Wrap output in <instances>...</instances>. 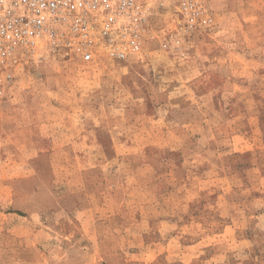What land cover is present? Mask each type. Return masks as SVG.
<instances>
[{"label":"rangeland","instance_id":"obj_1","mask_svg":"<svg viewBox=\"0 0 264 264\" xmlns=\"http://www.w3.org/2000/svg\"><path fill=\"white\" fill-rule=\"evenodd\" d=\"M213 9L175 48L156 4L126 61L17 53L0 264H264V0Z\"/></svg>","mask_w":264,"mask_h":264},{"label":"built area","instance_id":"obj_2","mask_svg":"<svg viewBox=\"0 0 264 264\" xmlns=\"http://www.w3.org/2000/svg\"><path fill=\"white\" fill-rule=\"evenodd\" d=\"M214 0H0V95L14 79V61L40 47L82 63L126 61L144 52L153 31L155 5L168 3L182 33L168 37L175 48L183 33L214 24ZM167 47V44H164Z\"/></svg>","mask_w":264,"mask_h":264}]
</instances>
